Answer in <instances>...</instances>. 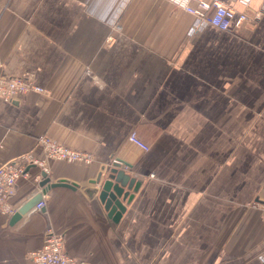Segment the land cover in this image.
<instances>
[{
	"label": "crops",
	"instance_id": "obj_1",
	"mask_svg": "<svg viewBox=\"0 0 264 264\" xmlns=\"http://www.w3.org/2000/svg\"><path fill=\"white\" fill-rule=\"evenodd\" d=\"M0 74L47 90L0 97V166L42 135L93 157L50 161L74 188L0 213V264H34L48 229L89 264H264V12L224 32L167 0H0ZM112 169L133 180L119 217L93 182ZM41 181L29 169L9 205Z\"/></svg>",
	"mask_w": 264,
	"mask_h": 264
},
{
	"label": "built area",
	"instance_id": "obj_2",
	"mask_svg": "<svg viewBox=\"0 0 264 264\" xmlns=\"http://www.w3.org/2000/svg\"><path fill=\"white\" fill-rule=\"evenodd\" d=\"M175 7L186 11L196 19L208 23L221 31H236L245 24L255 25L264 12V0L256 11L249 14V5L252 0H233L237 5H227L224 0H167ZM28 93L46 95L47 90L37 86L28 75L8 77L0 74V97L5 101H14ZM128 141L142 151L148 146L143 143L135 132L128 135ZM36 143L42 151L40 157L33 152L19 155L12 161L0 166V213L12 216L14 210L8 203L14 194L17 181L28 175L29 169L35 167L47 176V166L50 161L67 164L89 165L93 161L90 153L70 149L42 135L37 137ZM114 163L119 164L117 161ZM44 195V194H43ZM36 208L44 207V196ZM27 258L34 264H89L68 255L64 250V235L48 229L45 233L42 246L28 253Z\"/></svg>",
	"mask_w": 264,
	"mask_h": 264
},
{
	"label": "water",
	"instance_id": "obj_3",
	"mask_svg": "<svg viewBox=\"0 0 264 264\" xmlns=\"http://www.w3.org/2000/svg\"><path fill=\"white\" fill-rule=\"evenodd\" d=\"M94 184L101 183V190L99 193L100 201L104 204V208L109 212L110 215L119 217L124 211L122 200L126 199L129 195L124 190V186L133 184V180L130 179L122 171L112 169L110 175L106 179L101 181V175H99L94 181ZM42 190L22 205L12 216L11 221H17L22 215L26 214L29 210L35 207L41 200L42 195L52 187H67L74 188V184L68 183L64 180L50 183V179L42 173V181L39 183Z\"/></svg>",
	"mask_w": 264,
	"mask_h": 264
},
{
	"label": "rangeland",
	"instance_id": "obj_4",
	"mask_svg": "<svg viewBox=\"0 0 264 264\" xmlns=\"http://www.w3.org/2000/svg\"><path fill=\"white\" fill-rule=\"evenodd\" d=\"M6 216V215H5Z\"/></svg>",
	"mask_w": 264,
	"mask_h": 264
}]
</instances>
